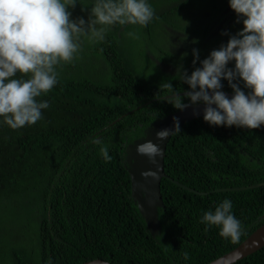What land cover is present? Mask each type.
Wrapping results in <instances>:
<instances>
[{
	"label": "trees",
	"instance_id": "obj_1",
	"mask_svg": "<svg viewBox=\"0 0 264 264\" xmlns=\"http://www.w3.org/2000/svg\"><path fill=\"white\" fill-rule=\"evenodd\" d=\"M205 2L211 18L201 38L212 36L214 20L238 19L229 0H174L160 10L150 0L155 18L142 28L148 35L163 31L166 23L181 28L184 9ZM94 3L77 0L89 11L86 23ZM137 26H109L102 42L82 37L81 51L93 57L78 56L58 66V84L37 98L50 107L36 124L12 130L0 117V264H79L96 258L112 264H206L264 223V125L216 126L201 115L184 122L166 144L158 227L148 229L131 193L127 149L156 120L176 111L155 98L159 85L171 82L183 96L189 87L173 79L178 66L190 75L220 46L204 49L199 44L196 64L191 51L168 71L163 63L178 50L160 48L157 53L167 56L157 55L156 76L145 77V68L131 58L135 48L121 36ZM92 58L99 67H86ZM234 65L230 61L227 67ZM234 82L246 94L251 91L243 81ZM221 84V91L233 93L227 80ZM93 137L108 146L110 162L101 157V146L90 142ZM224 199L231 200L243 225L238 244L222 238L218 227L205 231L200 223ZM15 226L24 230L7 239L5 231ZM184 252L190 259L183 258ZM232 264H264V246Z\"/></svg>",
	"mask_w": 264,
	"mask_h": 264
},
{
	"label": "clouds",
	"instance_id": "obj_2",
	"mask_svg": "<svg viewBox=\"0 0 264 264\" xmlns=\"http://www.w3.org/2000/svg\"><path fill=\"white\" fill-rule=\"evenodd\" d=\"M76 3L77 0H0V117L10 129L18 130L43 119L42 110L50 104L37 98L58 84V66L78 58L82 37L102 42L109 26L144 27L155 18V10L147 0H95L86 23L83 18L70 19L68 8ZM229 6L236 13L237 22H242V30L230 36L226 45L211 51L190 75L182 65L178 66L173 79L178 77L189 87L183 96L179 94L181 90L166 81L159 85L155 98L181 112L203 103V119L210 125L256 129L264 125V0H229ZM127 35L139 39L136 31ZM192 54V63L196 64L199 50L193 49ZM186 55L183 53L182 57ZM230 61L235 62L234 69L227 67ZM222 78L234 93L231 99L221 91ZM238 80L251 90L248 94L234 82ZM184 98L189 102L184 103ZM172 121L171 128L155 132L156 140L164 141L181 132L179 118L174 116ZM90 142L101 146L99 152L105 162L113 159L102 139L93 137ZM135 150L153 164L162 154L160 146L147 139ZM141 175L156 177L152 171ZM200 223L207 226L205 231L218 227L219 235L233 244H238L243 234V225L234 216L229 199H224L214 211L205 212ZM239 257L237 252L235 258ZM183 258L190 259L189 253L184 252Z\"/></svg>",
	"mask_w": 264,
	"mask_h": 264
},
{
	"label": "rangeland",
	"instance_id": "obj_3",
	"mask_svg": "<svg viewBox=\"0 0 264 264\" xmlns=\"http://www.w3.org/2000/svg\"><path fill=\"white\" fill-rule=\"evenodd\" d=\"M154 2V0H152ZM147 2L150 4V0H147ZM158 3V6H155L157 10L163 9L165 6H171L174 4V0H156ZM208 2L205 3H199L198 8L190 7L184 9L185 12L182 13L180 16V25L183 24L181 28L178 27H169L166 24H164L165 28L163 31L160 30V32H152L149 35L146 34V31H144L145 28L140 27L139 25L137 28H132L130 31H136L139 34V39H133L127 35L126 32L124 34H121L122 37L127 36V40L131 43V45L135 48L134 57H131L132 59H135L138 61V65L140 68H145V77L149 76H156V69L154 70L155 66L154 64L158 63L160 65L159 59H157V55L167 56L165 52L163 53H157L160 52V48H167L170 47L174 48V51L177 54L180 52L181 54L191 53L193 49H195L199 44H201V48L204 49H214L218 46L225 45L228 42V39L233 34L235 35L237 31H240V28L238 30V25L240 22H237L238 19L234 18L233 16L222 19V20H214L212 23V31L213 34L210 36V38L206 37L205 39L202 37V30L206 26V23L211 18V12L208 11ZM153 8V9H154ZM70 11H72V20L77 18H86L89 17L88 10L85 6H81L79 4H76L75 7H69ZM155 10V9H154ZM156 10V11H157ZM156 13V12H155ZM161 23V22H160ZM153 28V27H151ZM227 32L228 35H222L221 33ZM195 40L197 43H193L192 41ZM159 41V43H158ZM145 48V50H144ZM182 51V52H181ZM149 55L152 56L154 61L149 59ZM174 55L175 58L172 59V63L165 60L163 65H165V69L168 71L167 68L170 67L173 68L175 64L179 65L182 61V56L180 55ZM210 54V52H208ZM90 53H83L80 51L79 57L83 58L84 56L87 57H93L89 56ZM154 55V56H153ZM163 60V59H162ZM161 60V61H162ZM98 62L95 58H92V60L86 61V67L96 66L99 67L100 64L96 63ZM176 67V66H175ZM171 71V70H170ZM24 230L22 226H15L11 230H6L5 234L7 236V239H10V234L12 232L19 233L20 231ZM23 233V232H22ZM3 237L2 235H0Z\"/></svg>",
	"mask_w": 264,
	"mask_h": 264
},
{
	"label": "water",
	"instance_id": "obj_4",
	"mask_svg": "<svg viewBox=\"0 0 264 264\" xmlns=\"http://www.w3.org/2000/svg\"><path fill=\"white\" fill-rule=\"evenodd\" d=\"M231 99L234 93L224 92ZM181 94V93H179ZM205 105L200 103L195 106H190L184 111L176 110L168 115L156 120L151 127L145 131V135L134 141L127 149V171L130 177L131 193L137 203L138 209L146 221V225L150 231H154L158 227L157 209L162 205V197L160 194L161 178L165 175L163 158L166 144L170 138L164 141H158L155 138V132L162 128L172 127V118L178 117L180 126L191 118L203 115ZM215 108V105H212ZM196 113L195 115L193 113ZM152 140L161 148V155L157 156L156 162L153 164L148 157L138 155L136 153V145L143 143L145 140ZM152 171L156 173L155 179L152 177H144L141 173ZM264 246V223L251 232L242 242L235 246L230 251L211 260L206 264H232L237 260L251 254L252 252ZM240 253L239 259L235 258L236 253ZM79 264H112L104 259L96 258Z\"/></svg>",
	"mask_w": 264,
	"mask_h": 264
}]
</instances>
